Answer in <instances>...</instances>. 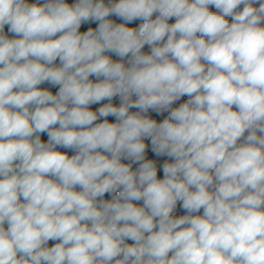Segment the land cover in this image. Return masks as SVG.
I'll return each instance as SVG.
<instances>
[{"label":"clouds","instance_id":"clouds-1","mask_svg":"<svg viewBox=\"0 0 264 264\" xmlns=\"http://www.w3.org/2000/svg\"><path fill=\"white\" fill-rule=\"evenodd\" d=\"M262 22L264 0H0V264H264Z\"/></svg>","mask_w":264,"mask_h":264},{"label":"built area","instance_id":"built-area-1","mask_svg":"<svg viewBox=\"0 0 264 264\" xmlns=\"http://www.w3.org/2000/svg\"><path fill=\"white\" fill-rule=\"evenodd\" d=\"M27 2L30 3V4H32V3L43 4V3L46 2V0H27ZM65 2L70 4V5H72V4L76 3V0H65ZM109 2L115 3V2H117V0H105L106 4H108ZM209 7H210L211 11H216L214 6H209ZM242 8H243V5H241L238 10H242ZM158 14H159L158 12L154 13L152 18L155 19ZM108 18L111 19L114 23H117L119 17L113 14V15H110ZM175 19H176L175 17H172V18L169 19L168 22L170 24L174 23ZM229 20L231 22V18H229ZM142 23H143V20L140 19L138 25L136 26V28H138L140 26V24H142ZM98 24H99L98 21L82 22L80 31L84 32V31H87L89 28L95 29L96 27H98ZM261 26H264V22H262ZM8 29H9V25H5V29H4L5 34L9 38H17V37H15V34L12 33V32H9ZM59 35L60 34L58 33L57 37H54V38H58ZM150 51H151V47L149 45H145L144 48L142 49V52H144L145 54H150ZM129 56H130V54H129ZM128 59H129V57H124L123 61H122V62L125 63L126 66H129L128 65ZM113 61L120 62L121 58L114 53L113 54ZM202 63H203V61H202ZM54 66H57V67L60 66L59 58H57V60L54 61ZM102 79H103V77H100L97 80V82H99ZM38 87L41 88V89H48L53 94H55L59 90V86L58 85L54 86V85H52L51 83H49L47 81L42 83V84H40V85H38ZM132 98L136 99L135 96H133ZM188 99H189V97L183 96L179 100L175 101L173 103L172 107L173 108L174 107H178L181 103L186 102ZM109 102L113 103L116 106H119V104L121 103V100H120L119 96H116L111 101H108L107 99H105V100L100 101L99 103L91 104V105H89V108H92L94 111H97L101 106H103L104 104H107ZM233 109L236 110L235 106H233ZM129 111H130V113L139 112V109L132 108ZM141 114L142 115H147L150 118L156 119L157 122H161L163 119L167 118V116L169 115V112L165 111L163 113H157L156 111H154L152 109H149V111L147 113H141ZM105 119H107L108 122H110V123H115L116 122V118L114 116H112V115H109L108 117H98L99 123L103 122ZM247 134L248 133L246 132L245 136H247ZM258 134H260V133H258ZM144 142L146 144V159H152V160H154L156 162L157 169H158V178L162 179L163 178V170H162L163 163L164 162H172L173 158L168 157L166 155L157 156L152 150L150 138H145ZM243 142H244L243 138H241V140L238 141V143H243ZM121 162L122 163H130V164H132V170L133 171H135L139 167L138 163H132L130 160L125 159V158H122ZM76 190L80 191L81 189L79 187H77ZM113 195H114L113 193H105V195L102 198H98V199L111 200ZM21 202H23V198L22 197H21ZM133 203L136 206H139V207L143 206V200L133 201ZM181 204H182V202H180V201L177 202V206H176V208L174 209V211L172 213V215L174 217H179V216L187 214L186 211L181 207ZM202 214H203V209H201L199 213H193V215H202ZM5 227H7V224L5 225ZM57 242L58 241H49L47 246L51 247ZM125 243L132 244V243H134V241L126 240ZM171 255H172V253H169V256H171Z\"/></svg>","mask_w":264,"mask_h":264},{"label":"trees","instance_id":"trees-1","mask_svg":"<svg viewBox=\"0 0 264 264\" xmlns=\"http://www.w3.org/2000/svg\"><path fill=\"white\" fill-rule=\"evenodd\" d=\"M139 20H140V18H137V19H135V20H133V21H130V22H126V21H125L124 24H125L126 26L131 27V28H136V26H137L138 23H139ZM113 54H114V53H112V52H106V53H105V55L110 56L112 59H113ZM92 77H95L97 80L100 78V77H96L95 75H92V76L89 77V79L92 78ZM90 110L94 111L92 108H90ZM38 135H40L41 140H42L43 142H47V140H48V136H47V133H46V132H45V133H39Z\"/></svg>","mask_w":264,"mask_h":264},{"label":"water","instance_id":"water-1","mask_svg":"<svg viewBox=\"0 0 264 264\" xmlns=\"http://www.w3.org/2000/svg\"><path fill=\"white\" fill-rule=\"evenodd\" d=\"M125 21L122 20L120 17L118 18V21H117V24H120V23H124ZM90 80L93 82V83H96L97 82V79L95 77H92L90 78ZM71 106V105H70ZM99 123L98 119L96 121L93 122V126L95 124ZM55 127H58V125H56ZM58 151H61V152H66L69 156H72L75 153V150H72V149H66V148H58L57 149Z\"/></svg>","mask_w":264,"mask_h":264},{"label":"rangeland","instance_id":"rangeland-1","mask_svg":"<svg viewBox=\"0 0 264 264\" xmlns=\"http://www.w3.org/2000/svg\"><path fill=\"white\" fill-rule=\"evenodd\" d=\"M129 27V26H128Z\"/></svg>","mask_w":264,"mask_h":264}]
</instances>
